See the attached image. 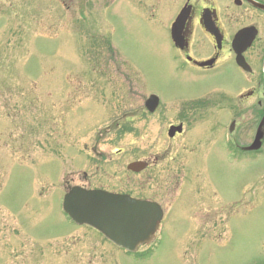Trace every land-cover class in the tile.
I'll use <instances>...</instances> for the list:
<instances>
[{"label": "rangeland", "instance_id": "rangeland-1", "mask_svg": "<svg viewBox=\"0 0 264 264\" xmlns=\"http://www.w3.org/2000/svg\"><path fill=\"white\" fill-rule=\"evenodd\" d=\"M20 1L0 0V264H252L264 256V192L254 200L240 188L264 161L239 169L220 159L193 161L199 191L215 186L223 198L246 200L220 236L193 212L190 221L180 217L182 205L195 201L194 173L167 158L164 132L173 116L147 117L144 109L152 90L169 102L185 83L166 68V24L176 2L160 17H105L103 31L96 18L71 19L39 0L34 11L23 8L16 36L4 29L17 26L10 18ZM107 30L120 53L114 59V47L96 39ZM150 157L157 161L149 169L125 170ZM74 185L131 192L177 213L152 255L136 262L106 241L92 243L96 232L69 221L61 205Z\"/></svg>", "mask_w": 264, "mask_h": 264}, {"label": "flooded vegetation", "instance_id": "flooded-vegetation-1", "mask_svg": "<svg viewBox=\"0 0 264 264\" xmlns=\"http://www.w3.org/2000/svg\"><path fill=\"white\" fill-rule=\"evenodd\" d=\"M171 1L176 4L166 24V41L170 42L166 68L169 65L170 70L179 73L185 83L179 91L178 98L166 102L164 97L158 94L160 97L158 106L153 111L148 110L146 106L144 109L147 117L158 115L167 121L169 116H173L164 132L167 141L166 153L170 155L167 158L181 163L184 174L194 173L193 182L197 190L195 201L182 205L186 212L180 215L181 219L190 221L193 212L200 223L215 225L218 229L216 235L220 236L221 230L226 231L234 211L240 208V204L245 203L246 197L233 200L229 195L223 198L215 186H204V189H210L208 193L199 191L201 186L198 185L196 176L199 172L198 169L195 171L193 161L220 159L230 165L233 164L236 169L264 161V10L253 3L254 1L264 4V0ZM169 3L170 0H50L48 7L52 12L64 8L63 11L71 19L96 18L97 28L103 30L105 17L113 16L119 19L130 15L139 18L160 17ZM41 4L39 0L20 1L18 20L10 18L11 22L18 21L17 26L12 27V23H9L4 30L10 29L9 33L19 35L24 30L19 19L23 8L26 7L30 12L39 8ZM13 13L16 16L15 11ZM178 16L180 21L176 29L178 39L176 43L172 39L171 27ZM0 20L4 23L6 17H0ZM243 31H245L243 39L235 43L236 35ZM111 33L113 35V32L107 30L102 32L100 37L95 36L109 48L114 47L112 50L119 55ZM9 42L6 41V44ZM114 62L116 64L118 61ZM117 66L118 70L120 64ZM153 93L157 92L152 90L150 94ZM173 126L179 128L173 130V135L170 136V127ZM142 160L147 166L136 173L152 167V162L157 161V157L136 161ZM125 170H128L127 165ZM263 185L264 170L256 175H246L240 186L243 190L242 196L248 191L251 192V199L255 200V195L264 192ZM117 193L149 199L131 192ZM161 208L163 223L177 213V207L170 211L165 210L161 204ZM190 224L188 236L194 229L193 224ZM78 228L94 230L86 225ZM92 235V243L100 239L116 247L102 234ZM208 242L217 243L216 240L205 243ZM144 251L145 249L135 254H127L133 260H141ZM252 264H264V256Z\"/></svg>", "mask_w": 264, "mask_h": 264}, {"label": "water", "instance_id": "water-1", "mask_svg": "<svg viewBox=\"0 0 264 264\" xmlns=\"http://www.w3.org/2000/svg\"><path fill=\"white\" fill-rule=\"evenodd\" d=\"M257 5L264 9V5ZM243 34L239 35V40ZM135 165L130 168L137 169ZM63 207L76 222L99 229L130 251L152 240V233L161 217L159 208L149 202L80 186L73 187L65 195Z\"/></svg>", "mask_w": 264, "mask_h": 264}]
</instances>
